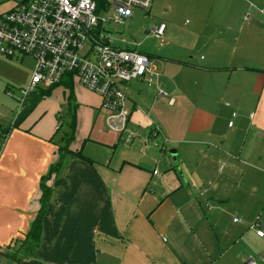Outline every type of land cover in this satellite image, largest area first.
<instances>
[{"label":"crops","instance_id":"crops-1","mask_svg":"<svg viewBox=\"0 0 264 264\" xmlns=\"http://www.w3.org/2000/svg\"><path fill=\"white\" fill-rule=\"evenodd\" d=\"M150 13L166 24L164 43L149 54L159 76L123 87L131 142L106 128L101 98L68 77L17 121L0 103L5 258L14 250L20 264H245L263 253L250 225L264 232V0H154ZM24 58L0 56V70L11 71L0 85L29 82L34 66L20 73L13 62ZM62 118L71 134L60 146ZM152 122L163 149L142 147ZM65 148L72 155L46 182L40 245L26 255L19 248L41 182Z\"/></svg>","mask_w":264,"mask_h":264},{"label":"built area","instance_id":"built-area-1","mask_svg":"<svg viewBox=\"0 0 264 264\" xmlns=\"http://www.w3.org/2000/svg\"><path fill=\"white\" fill-rule=\"evenodd\" d=\"M153 2L23 0L0 14V56L8 60L30 57L34 61L29 82L19 88L15 120L33 93L57 87L68 77L101 98V107L107 111L105 125L109 131L124 135L123 143L135 139L137 135L128 129L130 111L123 87L141 79L151 83L150 77L157 78L159 74L154 70L153 58L141 52L138 44L128 47L125 39L117 40L114 33L115 27H124L133 17L134 10L147 15ZM245 20L250 21L251 15L246 14ZM165 29L163 22L152 23L146 32L147 37L163 44ZM120 43L125 46H119ZM7 91L6 95L13 97L12 92ZM157 94L167 95L163 89H158ZM151 125L148 135L141 139L142 147L152 145L163 149L167 140L159 125L155 122ZM55 129L58 130L59 126ZM153 175H158L157 170ZM250 229L258 237L264 236L257 222L251 224ZM259 262L264 263V253L259 261L250 256L245 264Z\"/></svg>","mask_w":264,"mask_h":264},{"label":"rangeland","instance_id":"rangeland-1","mask_svg":"<svg viewBox=\"0 0 264 264\" xmlns=\"http://www.w3.org/2000/svg\"><path fill=\"white\" fill-rule=\"evenodd\" d=\"M21 1H23V0H0V14L5 13L8 10L12 9L16 4H18ZM149 16H151V17H149ZM155 17H157V16H155V14H153V13H150V15L149 14L145 15V13L140 11V10H134L133 11V17L126 23V25H124V27H115L116 33H114V35L117 38V40H119L120 38H124L126 45H128V47L130 44L132 45L134 43H139L141 51L145 52L146 54L148 53V55L149 54L150 55H156L155 53L157 52L158 41L147 37V33H146L150 24L161 22V20H154ZM156 19H158V18H156ZM119 42L120 41H117V43H119ZM119 46L124 47L125 45L120 43ZM18 60L19 59H17L16 61H18ZM13 62L15 64H17V66L19 67L18 71L20 73L30 72L34 66V61L30 57H25L23 60H21L20 63H17L15 61H13ZM8 71H9V69H2L1 68L0 77H1V74L3 72H8ZM9 72L11 74V71H9ZM6 86H2V84L0 85V103L3 105L5 103H10L11 112L8 111L9 112V119L13 121L16 114H17V111H18L17 100L20 99V93H19V87H18L19 85L18 84H15V85L10 84L9 86H7V87ZM7 89H9L12 92L13 97H8L6 95V93L8 92ZM62 119L63 120H58L57 125L60 126V128H59L60 130L57 133L56 139L54 140V142L56 144L58 143V141H60L61 142L59 144L60 146L62 145L63 138L66 137L65 134H68V133L71 134V128L69 127V123H67L66 120H64V118H62ZM166 156L169 158L171 157L169 154ZM256 245L258 248L262 247L259 243H257ZM13 252H14V250H13ZM13 252L11 254H14ZM263 253H264V251H263ZM263 253L260 255H253L251 257H253L259 261L260 256L263 255ZM10 262L11 261L8 257L5 258L4 255H2L0 253V264H10ZM13 264H20V263L15 262Z\"/></svg>","mask_w":264,"mask_h":264},{"label":"trees","instance_id":"trees-1","mask_svg":"<svg viewBox=\"0 0 264 264\" xmlns=\"http://www.w3.org/2000/svg\"><path fill=\"white\" fill-rule=\"evenodd\" d=\"M50 91H51V88H48V89L39 90L33 93L28 98L26 104L24 105L22 111L17 116L15 121H17L20 118L22 113L24 115L27 111H29V109H31L32 106L36 103V101L44 97H48L50 94ZM72 129H74V123H72ZM69 139H68V142H69ZM68 155H72V152H69L68 148L60 149L58 161L56 162L55 165L51 166L49 174L45 178H43L41 182L40 209H39L36 219L34 220L30 228L29 233L26 235L25 240L23 241V243L21 244L19 248V251H22L26 255H35V252L40 245L41 232H42V221H43V218L47 216L48 203L51 197V189L46 185V182L50 179V176L52 174H55L56 176L60 174L61 170L63 169L65 165L66 157ZM74 155L88 162V160L85 157H83L80 153H77ZM10 247L11 246H9V248ZM5 256L10 258V260H12L13 262L21 261V259L16 258L14 254H11V255L5 254Z\"/></svg>","mask_w":264,"mask_h":264},{"label":"water","instance_id":"water-1","mask_svg":"<svg viewBox=\"0 0 264 264\" xmlns=\"http://www.w3.org/2000/svg\"><path fill=\"white\" fill-rule=\"evenodd\" d=\"M174 152H171V154H173Z\"/></svg>","mask_w":264,"mask_h":264}]
</instances>
